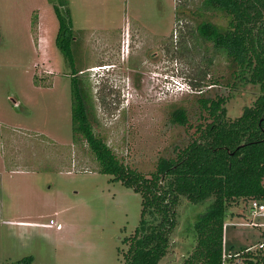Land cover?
<instances>
[{
    "label": "rangeland",
    "instance_id": "obj_1",
    "mask_svg": "<svg viewBox=\"0 0 264 264\" xmlns=\"http://www.w3.org/2000/svg\"><path fill=\"white\" fill-rule=\"evenodd\" d=\"M201 2L186 4L196 11ZM176 4L68 0L79 39L77 77L93 104V133L124 169L146 177L210 122L205 110L191 107L199 97L187 90L195 67L205 68L203 43L189 41L180 55L184 25L193 27L195 21L177 23ZM206 16L226 26L225 18ZM57 31L49 0H0V264L29 256L31 264H123V240L139 224L141 198L100 173L87 143L73 140L71 72L56 48ZM227 66L224 59L215 60L204 98H223L225 117L236 119L258 92L251 84L231 87L236 81L229 79ZM212 81L216 85L207 87ZM176 106L186 108L187 125L171 123ZM208 204L180 205L179 228ZM231 209L236 216L226 223L238 225L227 227L226 247L249 249L251 259L264 255L257 249L264 243V213L254 219L260 227L253 228L241 224L251 219L248 203ZM243 259L231 264H246Z\"/></svg>",
    "mask_w": 264,
    "mask_h": 264
},
{
    "label": "trees",
    "instance_id": "obj_2",
    "mask_svg": "<svg viewBox=\"0 0 264 264\" xmlns=\"http://www.w3.org/2000/svg\"><path fill=\"white\" fill-rule=\"evenodd\" d=\"M176 1L177 23L193 17L195 21L193 27L185 24L180 33V55L189 41L194 44L199 38L203 43L205 68L195 67L188 83L191 94L199 97L191 107L205 110L210 122L184 148H175L174 158H161L155 172L146 177L124 169L94 135L93 104L86 84L77 77L79 39L72 30L68 0H49L58 21L55 45L71 72L72 138L87 143L100 173L141 198L139 224L123 240L127 246L121 251L123 264H231L237 257L246 264H262L264 255L251 259L250 251L241 253L246 249L234 252L232 246L226 247L223 226L233 216L230 209L239 203L264 201V0H202L196 11L187 6L188 0ZM210 13L225 18L226 26L210 21L206 16ZM218 58L227 62L229 79L236 81L231 87L251 84L257 88L253 105L236 119L225 117L223 98H204L206 75ZM215 85L212 81L207 87ZM170 121L187 125L186 108L174 107ZM206 201L205 211L179 228L178 207ZM175 247L182 254L178 260L173 258ZM32 262L29 256L13 264Z\"/></svg>",
    "mask_w": 264,
    "mask_h": 264
},
{
    "label": "built area",
    "instance_id": "obj_3",
    "mask_svg": "<svg viewBox=\"0 0 264 264\" xmlns=\"http://www.w3.org/2000/svg\"><path fill=\"white\" fill-rule=\"evenodd\" d=\"M187 90H189L190 93H193V91H192L190 86H187ZM248 212H249V215H250L251 219L249 221H245V222H243L241 224L244 225V226H247V227H253V228L259 227L260 224L254 222V219H256L259 215L264 213V201H261V200H251V201H249L248 202ZM49 224L50 225H54V222L51 220V222ZM230 225L236 226L238 224L237 223H226L225 222V224L223 226L224 234H225V231H226L227 227H229ZM56 228L59 229L60 225L57 224ZM257 249L258 250L264 249V243H259L258 246H257ZM249 251H250L249 249H246L244 251V253H247Z\"/></svg>",
    "mask_w": 264,
    "mask_h": 264
},
{
    "label": "crops",
    "instance_id": "obj_4",
    "mask_svg": "<svg viewBox=\"0 0 264 264\" xmlns=\"http://www.w3.org/2000/svg\"><path fill=\"white\" fill-rule=\"evenodd\" d=\"M263 184H264V182H263ZM230 212L233 213V214H232L233 216H236V214H235V212H234L233 209H231ZM233 216H232V218H233ZM237 224H238V223H237ZM236 226H237V225H236ZM259 227H260V226H259ZM226 235H227V234H224L225 241H226ZM227 241H228V240H227ZM230 246H231V245H230Z\"/></svg>",
    "mask_w": 264,
    "mask_h": 264
},
{
    "label": "water",
    "instance_id": "obj_5",
    "mask_svg": "<svg viewBox=\"0 0 264 264\" xmlns=\"http://www.w3.org/2000/svg\"><path fill=\"white\" fill-rule=\"evenodd\" d=\"M15 106H17V105H15Z\"/></svg>",
    "mask_w": 264,
    "mask_h": 264
}]
</instances>
